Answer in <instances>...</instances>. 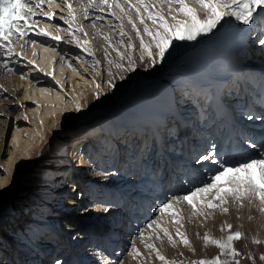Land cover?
I'll use <instances>...</instances> for the list:
<instances>
[{"label":"rangeland","instance_id":"1","mask_svg":"<svg viewBox=\"0 0 264 264\" xmlns=\"http://www.w3.org/2000/svg\"><path fill=\"white\" fill-rule=\"evenodd\" d=\"M54 1L60 6L52 7L53 18L49 20L43 15L33 16L29 20L32 30L27 34L33 38L38 36L36 32L47 29L45 32L48 35L55 36V32H59L64 38V42L52 39L54 42L47 43L51 47L43 49L50 60V71L44 72L37 67L38 48L29 54L28 60L31 63H27V55L21 58L22 39L19 40L18 36L11 41L14 55H0V58L9 60L11 69L14 68L10 73L17 71L28 81L26 90L22 88L20 93L11 96L5 93L7 83L1 84L4 71H0V262L9 259V264H20L22 258L23 263L28 264L30 257L42 254L46 258L42 264L47 260L49 264V260L61 250L70 264H164V261L156 258V251L167 261H175L176 264H192L193 261L217 257L220 264H236V260L240 264H264V260L260 259L264 255V212L260 211L259 200L253 199L250 202L245 199L236 202L229 197L228 202L222 206L228 209L226 213L220 208H204L203 216L190 215L191 209L187 203H173L172 211L178 212L180 217L178 224L173 223V217L167 212L161 213L158 210L167 197L176 195L172 193L175 184L181 187L182 193L178 195H183L191 191L192 183L197 178V175L189 173V164L195 161L189 159L192 155L185 158L187 160L180 158L184 150L182 141L177 139L184 133L183 125L187 128L186 137L189 138L191 130H199L205 120L215 121L221 137L219 140L222 139V142L221 147L213 152V158L219 154L229 161L233 160L231 149L233 146L237 149L239 143L237 146L234 139L232 142L228 140L231 142L230 146L228 141L223 144L230 129L224 125V116L213 112L214 99L217 94L222 104L228 105L237 126H240L239 123H242V127L248 126L245 121L251 110L243 114V108L247 104L243 106V102L238 99L251 86L252 91L257 92L258 85L263 82L264 45L257 42L253 44V40L258 41L264 35V25L259 22L251 26L242 25L233 18H225L230 19L223 27L225 30L215 28L206 36L197 38L199 43L193 46L194 54L191 57L185 58L182 50L195 41H177L178 48L172 57L149 67L147 56L143 62L140 60L139 40L128 23V18L136 23L141 34L143 25L136 12L127 8L124 0H117L128 13L127 18L123 19L120 18V9L116 8H105L104 12L107 14L98 11V8L89 9V15L94 16L85 19L79 9L87 0H69L68 3L75 10V21L71 28L65 23L68 9L63 0ZM134 2L135 0H130V3ZM148 2L152 3L153 0ZM187 2L189 7L198 9L194 0ZM46 7L47 5L42 6L45 12L51 10H46ZM162 10L169 23L173 22L171 15H176L177 19L182 18L176 12L169 15L166 6ZM200 14L203 15L202 12ZM144 23L149 29L156 27L146 17ZM78 25L81 26L80 31L76 30ZM121 26L127 33L126 36L120 35ZM229 28L230 32L237 31H234L232 38L229 35L219 38V32L224 30V33H229L225 32ZM62 30H70V33ZM105 36L109 38L108 41L103 39ZM129 38L133 44L132 49L127 48ZM143 38L146 44L149 43L148 36ZM229 40H233L232 43L228 44ZM235 43H238L236 50L233 49ZM85 48L91 49L92 54L85 51ZM117 52L124 56L123 60ZM178 53L182 57H177ZM235 53L238 57L234 59ZM59 56L66 63L74 64L78 59L83 62V76L88 82L84 81L83 85L73 84L74 89H79V94L82 93L79 96L80 109L88 111L86 118L82 117L81 110L76 111L79 107L75 92L71 90L72 80L68 81V76L65 78L67 68L61 73V65L57 63ZM128 57L135 63V71H126ZM108 61L112 63L109 64ZM234 61L242 69L247 68L241 76L246 87H241L236 76L227 77V74V78L216 79L219 91L215 93L212 80L217 74L234 67ZM116 64H122L123 68L115 67ZM220 67L218 73L217 68ZM109 73L112 75L109 76ZM45 78L52 80L55 86H50L47 90L52 92L56 89L62 95L59 102L54 97L55 100L50 104L54 113H46V104L43 107H25L17 103V99L23 95L36 97L34 80ZM110 79L116 85L111 90L108 88ZM203 79L208 80L204 88L200 86ZM135 92L137 94L133 96ZM31 109L35 111V118L30 114ZM175 111L179 112L183 121L174 117ZM186 112L189 116H183ZM238 113H242L243 121H239ZM155 128L159 129L158 135L162 138L165 151L160 155L154 147L158 141ZM221 129L224 132H220ZM168 130L170 133L174 132L177 137L174 140L178 142L166 143ZM43 131L45 135L40 137ZM36 132L37 138L40 137L39 141L36 137L32 139ZM29 133L32 134L28 135ZM235 137L242 138L239 133ZM24 139L31 140L32 145L27 147ZM244 139L247 144L248 138ZM84 141L90 143L86 161L89 160L87 165L91 173L87 174V170L84 177L90 179L92 174L96 175V184L83 182L79 174L76 176L71 171L74 149ZM246 144L241 147L248 149V153ZM166 157L174 165L178 163L181 169L180 175L175 178L171 177L175 174ZM90 165H94L95 172H92ZM213 165L216 169L219 167L218 164ZM228 175L230 173L225 174L226 177ZM256 175L259 176L258 170ZM210 196L211 194L207 198ZM69 200L73 201L72 205L68 204ZM92 201L91 207L89 203ZM213 203L218 204L219 201ZM89 208L93 210L88 211ZM69 212L72 216L68 215ZM83 215H87L88 220L84 218L79 221L78 217ZM131 215L134 217L133 223L137 225L136 233L127 235L126 240L121 243L113 242V237L121 235L114 227L122 220L125 222L124 219ZM153 220L156 224L151 223ZM67 224L76 230L63 234V238L58 237L57 228ZM229 224L231 228L226 227ZM177 228L187 237L188 245L183 244L176 235ZM161 229L168 230L174 243H169ZM237 231L241 233V237L233 240L232 244L240 253L238 257L228 254L227 249L222 255L220 248L210 242L205 244L203 239L207 234L210 239L225 240ZM72 239H78L82 245L78 252L71 243ZM84 239L88 240L83 241ZM69 242L70 247L67 245ZM146 244L153 245L154 249L145 247ZM136 252L139 253L138 256L135 255ZM75 254H79V259Z\"/></svg>","mask_w":264,"mask_h":264},{"label":"snow or ice","instance_id":"2","mask_svg":"<svg viewBox=\"0 0 264 264\" xmlns=\"http://www.w3.org/2000/svg\"><path fill=\"white\" fill-rule=\"evenodd\" d=\"M45 2L51 5L53 0H0V55L6 57L14 55V49L11 44L12 38L18 36L20 39H23L32 30L29 20L33 16L43 15L49 20L53 18L54 13L51 10L47 12L43 10L42 5ZM63 3L68 9V17L65 23L71 28L75 21V10L68 3V0H63ZM194 3L198 5L199 10L189 7L187 0H153L152 3H149L148 0H135L134 3H130V0H124L127 8L136 12L140 24L143 25V34H141L136 23L131 18H128V23L132 26L139 40L140 60L142 62L145 56L148 58L149 67L168 60L177 51V41H195L199 43L198 37L206 36L228 17L233 18L242 25L251 26L256 22L264 25V0H194ZM164 6L168 8L169 15L172 12H176L182 18L177 19L176 15H171L173 22L169 23L162 10H158V8H163ZM92 8H98L100 11H104L105 8H116L120 9L121 19L128 16L127 11L117 0H98V2L97 0H87L85 4L81 5L79 11L87 19L89 15L88 10ZM201 12L203 13L202 16ZM5 13H7V16H5ZM145 17L156 26L154 29H149L148 25L144 23ZM97 19H102V17H97ZM32 23H37V21H32ZM76 30L80 31L81 26L78 25ZM262 33H264V28H262ZM36 35L48 36V33L40 30L36 32ZM120 35L122 37L127 35L123 31L122 26L120 27ZM144 36L150 38L149 43H145ZM51 39L59 40V37L52 36ZM103 39L108 41L109 38L105 36ZM257 43L264 45V35L258 39ZM109 46L111 45L109 44ZM127 48H133L131 38H129ZM85 51H88L90 55L92 54L89 48H85ZM113 51H116V49H113ZM105 52V59H107V51L105 50ZM117 54L120 55L119 52ZM120 58L123 60L124 56L120 55ZM128 59L129 64L126 71H135V63L131 57H128ZM108 62L109 64L112 63V61ZM95 63L99 64V61ZM115 67L122 69L123 65L116 64ZM145 70L147 71L148 69ZM111 75L109 73V76ZM120 79H123V77H120ZM115 86L114 80L110 79L108 82L109 90ZM96 98L99 99V96ZM80 110V108L76 109L77 112H80ZM254 118L264 119V117L248 115L249 120ZM252 147L259 148V154L243 157L240 160L229 161L224 156L216 154V157L212 159V163L218 164L219 167L214 173L210 174L207 180L202 181L201 185L194 186L191 191L183 195H170L161 203L158 210L161 213L167 212L173 217V223L178 224L180 217L178 212L172 211L173 203L176 205L187 203L191 209L190 215L198 214L203 216L205 215L204 208H220L222 212L226 213L228 209L222 206L231 197L236 202H241L245 199L250 202L253 199L259 200L261 205L260 211L264 212V141L260 144L253 143ZM215 148L216 145L213 144L205 154L200 155L197 162L208 161L213 156ZM257 170L259 172L258 177L256 175ZM226 173H230V175L226 177ZM209 194L211 196L207 198ZM213 201H219V203L216 204ZM151 223L156 224V221L153 220ZM226 227L231 228L232 226L229 224ZM161 231L164 236L168 237L170 244L174 243L167 229H161ZM176 235L180 237L183 244L188 245L189 241L187 237L179 228L176 230ZM240 237L241 233L237 231L230 234L225 240L210 239L207 234L204 235L203 239L205 244L210 242L220 248L222 255L225 249H227L228 254L238 257L240 253L233 248L232 242L233 240H239ZM256 242L258 243L259 241ZM145 247L154 249V246L151 244H146ZM135 255L138 256L139 253L136 252ZM156 258L164 261V264H176L175 261H167L159 251H156ZM260 259L264 260V255ZM57 264H59V261H57ZM192 264H220V261L217 257L212 260L193 261ZM236 264H240L239 260H236Z\"/></svg>","mask_w":264,"mask_h":264},{"label":"bare ground","instance_id":"3","mask_svg":"<svg viewBox=\"0 0 264 264\" xmlns=\"http://www.w3.org/2000/svg\"><path fill=\"white\" fill-rule=\"evenodd\" d=\"M44 5H47L46 10L51 9V11H52V7H56V6L59 7L60 6L59 3L55 2L54 0H53V3L51 5H49L48 3H44L42 6L44 7ZM97 10L99 11V9H97ZM159 10H162V8H160ZM102 12L105 13L104 11H102ZM162 12H163V10H162ZM105 14H107V13H105ZM92 16H94V14L89 15L88 18H90ZM178 16H179V14H178ZM112 18H114V17H112ZM229 20L230 19H228V20L225 19V21H222L221 24L217 25V30H220L221 28H223L225 26V24ZM224 30L219 32V34H218L219 38H221L222 36L229 35L230 39H231L232 38L231 36L234 34L235 30H232L233 32H230V28H229V30L225 31V32H229V33H224ZM45 31H47V29H45ZM63 32H65V33L69 32L70 33V30H65ZM235 32H237V31H235ZM260 34H261V32L258 33V35H260ZM71 35H72V32H71ZM71 35H67V36H71ZM55 36L59 37V40H54V41L64 42V38H62L60 36L59 32H55ZM74 36H75V34H74ZM51 37H52L51 35H48V36H40V37L39 36H37V37L35 36V37L32 38V37H29V36L26 35L21 41L22 42L21 43V48H20V50L22 52L21 58H24V56L27 55L26 59H27V63H28L29 54L31 53L32 50L38 48V51H39L38 54L39 55H38V61H37V64H36L37 67L41 68L44 72L50 71V69H51L50 68V60L47 59V56L44 54L45 50H43V49L44 48L48 49V48L51 47L50 46L51 44H49V45L47 44L49 42H51V43L54 42L51 39ZM19 40H21V39L19 38ZM32 41H34V42H32ZM232 41L233 40H229V42H227V43L230 44V43H232ZM178 42H181V41H178ZM183 42H188V41H183ZM256 42L257 41L253 40V44H255ZM196 43L197 42H192L191 44H188L185 47H183L182 55L185 58L186 57H191L194 54L193 53V46H195ZM220 43H225V42H220ZM28 44H30V45H28ZM200 44H202V43H200ZM236 45H238V43L233 44V49L234 50H236ZM28 46H29V49H28ZM197 46H198V44H197ZM182 55H180V53H178L177 57H179V56L182 57ZM1 57H2V55H1ZM82 57H84V56H82ZM237 57H238V54L236 55V53H235L234 59L237 58ZM82 60H83V58H82ZM57 63L61 65V68H60L61 69V73H63V71H64L63 69L64 68H67V71H66V74H65V78L68 76L67 80L68 81L72 80L71 90L73 92H75L74 93V95H76V99L75 100H76V102L78 104V107L81 108V106H80V102L81 101H80V97L79 96L82 93L79 94V89L78 90L74 89L75 86H74L73 82L76 83V85H83L84 81L88 82L87 78H85L83 76V71H84V69L82 67L83 66V62L78 59L76 61V63H74V64L66 63V61L64 62V58L59 56V61ZM14 67H16V63L14 64ZM13 69L14 68L11 69V67H10L9 60H7L6 58H3V59L0 58V71L1 72L4 71L3 72V74H4L3 78H1V80L4 83L2 82L1 84H6L7 83L5 85V88H4L5 89V93L10 94L11 96H12V94L20 93L22 88L26 90V87L28 85L27 84L28 81L25 79L24 75L23 76L19 75L17 73V71H15V72L12 71L10 73V70H13ZM220 70H221V67L217 68V72L218 73L220 72ZM244 70H247V68L244 67V69H242L240 64L238 62L234 61V67H231L229 70H226V71H223V72L219 73V75L217 74V77H215V79L212 80V81H214V82H212L213 83L212 85H213V88H214V92L216 93V92L219 91V85L216 83V81H217L216 79H218V77H221L220 80H222L224 77L227 76V74H228L227 77L236 76V78L239 79V81H237V82H241V87L242 88L246 87L245 86V84H246L245 81L242 80V78H241V76L244 73ZM235 74H237V75H235ZM262 80H263V82H260V84L258 85L257 92L252 91V86L250 85L251 88H249V90H247L248 89L247 88L243 92L244 94L241 95V97L238 99L240 102H243V106L247 104L246 107L243 108V110L245 111V112H243V114L247 113L248 110L249 111L251 110L250 114L253 117H257V116L264 117V79H262ZM207 84H208V80L203 79L202 80V85H200V86H202L204 88L205 86H207ZM50 86L51 87H55L54 83H52V80H46V78L45 79H37V80L35 79L34 80V87L37 89L36 97L31 98V97H29L30 94L28 96L23 95L22 97H20V99H17V103H19V104H21L22 106H25V107H30V106H33V107L34 106H37V107L38 106H42L43 107V105L46 104L47 107H48L47 108L48 110H47L46 113L47 114L54 113V111L51 109L50 104H52L53 101L55 100L54 97L56 98V101L59 102L61 100V96L62 95L56 89H54V91H52V92H49L47 89ZM136 94L137 93L135 92L133 94V96L136 95ZM248 100L250 102H248ZM186 107H184V110H186ZM213 109H214L213 112L216 111V115L219 114L222 117L224 116V118H225L224 119V122H225L224 125H226V127H228L230 129V133H229V135L226 138L227 140L223 144L225 145L228 140H230L232 142V140H234V139H235V141H237V146H238V143H239V147L237 149H234V146L231 149V152H232L231 157H233V160H240L242 157L258 155L260 149L259 148H253L252 144L253 143L254 144H260L262 141H264V132H263L264 128L261 129V127H264V119H255V118L252 119V120L247 119L245 122H247L248 126H243L242 127V123H239L240 126H237L236 125L237 121H236V119L233 118L234 115L229 110L228 105L222 104V100H221V98H219L217 96V94L215 95ZM81 112H82L81 113L82 117L86 118L87 115H88V113H87L88 111H84V110L82 111L81 110ZM30 114L32 116H34V118H35L36 114H35L34 109H31ZM174 114H175V116H174L175 118H179V120L183 121V119L181 118V115L179 114L178 111H175ZM241 114H239L240 115V117H239L240 119L237 118V119H239V121L240 120L241 121L244 120V118L242 120ZM185 115L189 116V113L186 112V113H184L183 116H185ZM40 121H42V120H40ZM202 123L203 124L200 126L199 130L198 129L191 130L192 133H190L191 136L189 138L186 137V135L188 134L187 133L188 132L187 128L183 125L184 133L182 134L181 137L179 136V139H177L179 141H182V146H183V150H184V153L181 154L180 158L182 160H187L185 158H187L189 155H192V156H190L189 159H194L195 160V161H192L189 164V168L191 169V171H189V173H191L192 175H197L196 181H194V183H192V188L194 186L201 185L202 181L207 180L208 177L210 176V174H212L214 172V170H216V166H214L213 163H212L213 156L210 157V159L208 161H200L198 163L197 161L199 160L200 155L205 154L211 148V146L213 144L216 145L215 150L217 148H220L221 147V142H222V139L219 140L221 137H219L218 126L216 125L215 121L209 122V121L205 120ZM155 130H156L155 132L157 134L158 141H157V144H154V147L156 148V152H158V154L160 155V154H162L165 151L163 150V147H162L163 145L161 143V139L162 138L160 137V135H158V130L159 129L155 128ZM169 131L170 130H168V136L166 137V138H168L166 143L170 142V144H171L172 142L173 143L178 142V141L174 140V139L177 138L176 135H174V132L170 133ZM220 132H224V129L223 130L221 129ZM32 133H34V132H32ZM32 133H29L28 135H31ZM238 133H239L240 137H242L241 139L235 137L236 134H238ZM234 134H235V136H234ZM40 135H41L40 137L44 136L45 135V131L41 132ZM256 135H257V137H256ZM252 136H253V138H252ZM34 137L37 138V132L32 137V139ZM40 137L37 138V141H39ZM246 137L248 138L246 140L247 144L245 143V139H244ZM23 141H24V143L26 144L27 147L31 144V140H29V139H26V140L24 139ZM231 142L228 141L229 146L231 145ZM41 143L43 144L42 141H41ZM219 143H220V145H218ZM245 144H246V146H248L250 153L249 152L246 153V150H248V149H246V148L244 149V148L241 147V146H245ZM88 149H90V143L88 141H84L79 147L74 149V155H72L74 159H73V162L71 164V171H74L75 172L74 174L76 176L79 174V177L82 178L83 182H88L90 184L93 182L94 184H96L95 180L98 179V178H96L97 177L96 175L92 174L90 176V179H87V178L84 177V173L86 174L87 170H88L87 174L90 173V170H89L88 165H87V162L89 160L86 161L87 160L86 154L88 153V151H87ZM166 159H167V157H166ZM167 161H170V168L172 169L173 174H175L174 176L172 175L171 177L175 178L176 176L180 175L181 169L179 168L178 163H177V165H174V162L172 160L167 159ZM90 168H92V172H95L94 165H92ZM171 169H170V172H171ZM191 180H192V177H191ZM175 185L176 186L173 189L174 192H172V193H174V194L182 193L180 191V188H181L180 185L179 184H175ZM93 202L94 201L89 203V205H91V207H92ZM46 203H48V201H46ZM72 203H73V201L69 200L68 204L72 205ZM92 210H93L92 208L88 209V211H92ZM68 215L72 216L71 212H69ZM19 216H22V215H19ZM84 218H85V220H88L87 215L79 216L78 220L82 221V220H84ZM101 218H103V217H101ZM130 218H132V219H130ZM124 220H125V222H123V220H122V221H120V223L118 225L116 224V226L114 227V228H116L117 231L121 232V235L113 237L112 241L115 242V243H117V242L121 243L124 240H126V236L127 235H133V234L136 233L135 229L137 228V225H135L133 223V222H135L133 215H131L128 218H125ZM61 227L57 228V231H56L57 236L60 237V238H63L62 237L63 234L70 233V232L76 230V229H73L72 226H70L68 224L67 225H63ZM131 228H132V230L130 231ZM5 234H8V233L5 232ZM66 238H68V236H66ZM72 240H73V242H71V243L74 244V246L77 248L76 251L78 252L79 249H80V246H82V245L78 242V239L77 240L72 239ZM85 240H88V239H84L83 241H85ZM67 245H69V247H70V245H71L70 242ZM16 250L20 251V249H18V248H16ZM21 254H22V251H21ZM41 255L42 254H38V256L30 257L29 259L31 261H29L28 264H42V261L44 259H46V258H45L44 255H42V256ZM75 257L78 258L79 254H77V255L75 254ZM86 257H88V256H86ZM86 257H85V259H86ZM34 259H35V261H33ZM85 259H84V261H85ZM93 259H91V260H93ZM23 261H24V259L21 258L20 264H24ZM57 261H59V264H70L69 260H66V257L63 255L61 250L58 251L56 257H54L52 260H49V264H57ZM1 262L5 263V264H9V259L8 260H1ZM47 263H48V260L45 261V264H47Z\"/></svg>","mask_w":264,"mask_h":264}]
</instances>
